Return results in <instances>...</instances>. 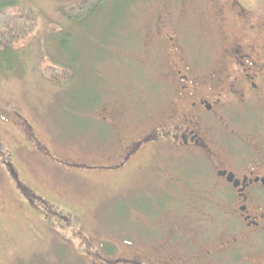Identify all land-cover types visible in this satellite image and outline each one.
Listing matches in <instances>:
<instances>
[{"label": "rangeland", "instance_id": "374dc122", "mask_svg": "<svg viewBox=\"0 0 264 264\" xmlns=\"http://www.w3.org/2000/svg\"><path fill=\"white\" fill-rule=\"evenodd\" d=\"M86 1L0 0L38 24L0 54V264H106L108 250L125 257L141 236L168 240L194 222L216 196L187 178L214 166L170 140L183 109L174 71L212 93L215 77L251 73L234 44L253 45L264 65V0H104L72 20ZM44 67L71 80L53 82ZM202 128L226 165L264 167V82ZM150 134L162 136L121 165Z\"/></svg>", "mask_w": 264, "mask_h": 264}, {"label": "flooded vegetation", "instance_id": "af4514ba", "mask_svg": "<svg viewBox=\"0 0 264 264\" xmlns=\"http://www.w3.org/2000/svg\"><path fill=\"white\" fill-rule=\"evenodd\" d=\"M240 9L236 15L248 25L249 31H253L254 26L248 24V12ZM241 47L234 44L230 49L243 53L240 65L244 67L248 63L251 73L215 77L213 83L217 85L212 93L200 92L187 75L180 70L174 71L177 82L181 83L179 102L183 109L178 121L171 124L169 137L176 146L207 152L213 169L207 175L205 169L187 179H198L216 196L211 200L210 208L199 210L194 222L191 219L194 214L186 211L188 221L191 220L168 240L160 236H141L140 250L127 251L129 255L125 257L126 252L115 255L112 250L106 251V256H98L106 260V264H264V167L249 168L254 165L248 167L247 161L226 165L223 157L207 151L202 128V122L214 117L225 99H241L245 90L253 92L258 88V82H264L260 81L264 78V65L256 62L259 57L253 45L248 47L249 53ZM244 71L245 68L241 70ZM219 78L223 79L220 87ZM161 136L142 135L128 144L121 165Z\"/></svg>", "mask_w": 264, "mask_h": 264}, {"label": "trees", "instance_id": "16d2710c", "mask_svg": "<svg viewBox=\"0 0 264 264\" xmlns=\"http://www.w3.org/2000/svg\"><path fill=\"white\" fill-rule=\"evenodd\" d=\"M103 4L104 0H88L81 6L72 8L69 17L74 21H79ZM18 10L9 6L0 7V54L6 50L17 49L37 30L36 20L21 14ZM69 70L67 68L62 73L56 70V73L54 69L44 67L43 75L53 82L63 84L71 80L72 73Z\"/></svg>", "mask_w": 264, "mask_h": 264}]
</instances>
